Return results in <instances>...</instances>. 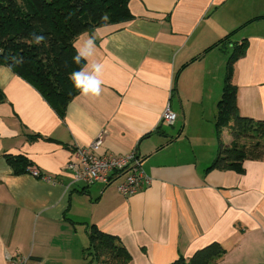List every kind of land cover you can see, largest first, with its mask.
Returning <instances> with one entry per match:
<instances>
[{"label": "crops", "instance_id": "0c3cea01", "mask_svg": "<svg viewBox=\"0 0 264 264\" xmlns=\"http://www.w3.org/2000/svg\"><path fill=\"white\" fill-rule=\"evenodd\" d=\"M129 8L133 19L75 40L77 49L94 40L82 70L103 64L102 93L80 90L64 117L0 64V264L8 256L73 262L89 246L91 224L118 238L129 264H169L212 242L227 249L220 264H264V158L246 159L241 170L208 169L219 153L215 119L228 59L244 41L234 65L237 109L264 120V0H130ZM167 105L177 114L171 125L161 120ZM197 114L204 125L214 118L211 133L188 135ZM103 131L98 154L136 150L149 185L125 196L117 188L124 176L73 181L65 166L74 147ZM221 139H234L229 128ZM200 144L218 145L210 153ZM7 154L25 155L51 180L15 174Z\"/></svg>", "mask_w": 264, "mask_h": 264}, {"label": "trees", "instance_id": "16d2710c", "mask_svg": "<svg viewBox=\"0 0 264 264\" xmlns=\"http://www.w3.org/2000/svg\"><path fill=\"white\" fill-rule=\"evenodd\" d=\"M129 1L0 0V64L30 82L64 117L69 103L80 92L70 75L81 71L86 63L83 57L79 64L73 59L77 55L75 40L99 26L133 19ZM37 36L43 37L39 43ZM228 37L217 44L224 43ZM233 47L215 119L219 153L208 169L241 170L246 159L264 158V120L239 114L237 87L233 83L234 65L245 54L247 43L244 41ZM225 127L234 137L229 144L221 139ZM37 137L40 136L32 135L29 139ZM5 158L15 174L28 172L30 161L25 155L7 154ZM87 231L89 246L83 251L86 259L88 257L96 264L130 263L131 253L116 236L102 231L96 224L89 225ZM226 252L221 243L212 242L191 257L180 256L169 264H220Z\"/></svg>", "mask_w": 264, "mask_h": 264}, {"label": "built area", "instance_id": "2783aa9c", "mask_svg": "<svg viewBox=\"0 0 264 264\" xmlns=\"http://www.w3.org/2000/svg\"><path fill=\"white\" fill-rule=\"evenodd\" d=\"M161 120L170 125L176 122L177 114L170 105L166 106ZM105 137L106 131H103L89 146L77 145L74 147L72 158L65 166L71 173L73 181L88 185L96 182L109 184L110 181L113 182L124 176L117 188L125 196L132 195L149 185L151 178L143 167L142 157L136 150L123 155L98 154L104 144ZM28 172L45 181L51 180L48 175L42 174L37 167L30 166ZM5 264H31V262L29 258L16 259L8 256Z\"/></svg>", "mask_w": 264, "mask_h": 264}, {"label": "clouds", "instance_id": "9594fccd", "mask_svg": "<svg viewBox=\"0 0 264 264\" xmlns=\"http://www.w3.org/2000/svg\"><path fill=\"white\" fill-rule=\"evenodd\" d=\"M41 40H43V37H36L37 43ZM94 50V40L89 39L83 49H77V55L73 59L77 64H79L82 57L86 59L94 53ZM103 67V64H94L90 73L83 70L77 71L70 75V79L72 80L74 86L77 89H80L84 95L90 94L94 97H98L102 93L103 80L101 79V75Z\"/></svg>", "mask_w": 264, "mask_h": 264}, {"label": "rangeland", "instance_id": "374dc122", "mask_svg": "<svg viewBox=\"0 0 264 264\" xmlns=\"http://www.w3.org/2000/svg\"><path fill=\"white\" fill-rule=\"evenodd\" d=\"M211 119H212V121L210 122V124L205 121V125H204V121H202L201 117L198 114L195 118L190 117V124H189L190 129H188V130L191 133L188 132L189 133L188 135L192 136V135L199 134V133H207V132L211 133L214 129V126H213L214 125V118H211ZM185 144H188V142L186 141ZM200 145L206 146V147L208 146V149L210 150V153H211L213 147L214 148H215V146L217 147L218 144H200ZM77 247L79 248V244L77 245ZM87 247H85V248H87ZM70 255H72V254H70ZM76 257H78V256H76ZM58 264H96V262L93 261L92 259L88 258V257L86 259L84 256V253L81 252V254L79 253V258L74 260L73 262L70 259L69 262L65 261V262H60Z\"/></svg>", "mask_w": 264, "mask_h": 264}]
</instances>
